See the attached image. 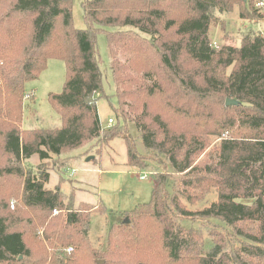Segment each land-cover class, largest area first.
<instances>
[{
  "label": "trees",
  "instance_id": "16d2710c",
  "mask_svg": "<svg viewBox=\"0 0 264 264\" xmlns=\"http://www.w3.org/2000/svg\"><path fill=\"white\" fill-rule=\"evenodd\" d=\"M256 1L81 0L89 27L77 28L73 0H0V161L6 156L0 163V264H64L61 255L37 257L44 246L41 226L52 246L75 247L67 264H247L242 255L264 261V34L249 29L240 44L219 48L210 37L215 11L237 6L242 19L264 18ZM125 25L131 28L106 29ZM100 31L107 32L113 59L118 115L136 124L147 150L185 172L178 181L190 202L211 188L218 194L193 212L170 194L167 176L160 174L150 201L112 226L104 250L92 248L86 205L75 208L60 186L46 187V169L32 172L23 162L35 154L41 160L64 155L103 136L124 139L127 163L146 167L125 124L103 133L95 45ZM51 57L67 66L64 90L50 96L62 126L23 128L26 83ZM227 98L237 103L227 104ZM152 100L160 111H149ZM170 121L189 123L188 131L173 129ZM208 134L220 138L215 158L194 164ZM63 158L68 168L71 157ZM57 209L65 214L54 216ZM22 210L25 224L16 215ZM179 214L218 217L232 228L250 223L252 229H239L247 239L240 249L231 252L220 243L207 248L200 233L178 223Z\"/></svg>",
  "mask_w": 264,
  "mask_h": 264
},
{
  "label": "rangeland",
  "instance_id": "374dc122",
  "mask_svg": "<svg viewBox=\"0 0 264 264\" xmlns=\"http://www.w3.org/2000/svg\"><path fill=\"white\" fill-rule=\"evenodd\" d=\"M259 1L261 0L256 1V7L264 14V6H257ZM215 15L218 19L210 28V37L212 45L216 48L223 44H240L243 33L249 29L264 34V18L242 19L237 6L234 11L228 13L215 11ZM73 24L77 28L89 27L81 0H73ZM128 28H131V26L106 27L107 30ZM95 45L103 75V88L97 93L103 95L97 100L103 133L104 130L116 124H125L129 134L135 139L139 151L145 155L143 162H145L146 167L141 169L138 166H130L127 163V146L124 139L114 138L109 141L103 139V136L85 142L82 147L64 153V155L52 153L51 157L41 160L39 155L35 154L23 162L25 167L32 172H35L38 166L46 169L50 173V179L46 183V187L53 189L56 186H60L68 197L73 198L75 208L82 207V204L86 205L83 207L87 208L90 215L89 236L92 248L104 250L108 247V236L112 226L122 223L127 215L126 212L132 211L138 204L150 201L155 179L160 174L167 176V187L170 194L177 196L193 212L210 206L217 200L218 194L215 188H211L209 192L193 197L191 202L185 197L178 181L184 176L185 172H176L163 154L147 150L136 124L132 121H126L125 123L124 117L116 112L115 108L120 106L116 99L117 83L112 75L113 59L106 31H100L95 34ZM66 80L67 66L65 60L60 57H51L48 60L47 67L40 76L26 83L25 90L30 96L25 100L23 128H54L62 126L61 116L52 105L50 96L52 93H62ZM214 107L218 109L216 105ZM137 108L138 112H142V103L138 104ZM161 109L162 106L159 101L152 100L150 102V112H157ZM204 110L205 108H200V111ZM109 118H113L114 121L108 124ZM147 121H150V119L147 118ZM170 125L173 129L188 131L186 127L189 126V123L185 122L183 124L180 121L173 123L170 121ZM219 142L220 138L217 135L208 134L206 136V146L196 156L194 164L210 162L215 158ZM65 156L71 157V159H67L69 161L68 168L63 165L65 164V161H63ZM5 157L1 159L0 163L4 161ZM142 172H149L147 179H140L139 173ZM8 192L10 190L3 191V194ZM59 214L64 215L65 212L54 210V216ZM16 215L25 224L27 212L22 210L21 214L17 213ZM59 218L62 219L63 216ZM177 221L185 228H192L198 234L200 233L202 236L201 240L207 248L213 243H220L231 252L234 249H240L244 246V242L247 241L246 237L239 232V229H252V224L250 223H242L238 227L232 228L218 217L202 214H179ZM43 230L44 227L41 226L37 232L39 240L44 245L40 252L37 253V257L47 256L50 261L53 259L52 254L61 255L64 264L76 257V249L73 245L74 251L72 253L66 251L71 245L67 247H62L59 244L52 246L45 235H43ZM242 256L246 259L247 264H264V261L258 258Z\"/></svg>",
  "mask_w": 264,
  "mask_h": 264
},
{
  "label": "built area",
  "instance_id": "2783aa9c",
  "mask_svg": "<svg viewBox=\"0 0 264 264\" xmlns=\"http://www.w3.org/2000/svg\"><path fill=\"white\" fill-rule=\"evenodd\" d=\"M257 6L263 7L264 6V0H261V1L257 2ZM113 121H114L113 118H109L108 119V124L112 123ZM148 174H149V172L148 173L142 172V173H139V177H140V179H147L148 178ZM55 211H58V210H55ZM66 251L69 252V253H72L74 251V248L72 246H70V247L67 248Z\"/></svg>",
  "mask_w": 264,
  "mask_h": 264
},
{
  "label": "water",
  "instance_id": "95a60500",
  "mask_svg": "<svg viewBox=\"0 0 264 264\" xmlns=\"http://www.w3.org/2000/svg\"><path fill=\"white\" fill-rule=\"evenodd\" d=\"M226 103L227 104H233V103H237V101L234 99H231V98H227Z\"/></svg>",
  "mask_w": 264,
  "mask_h": 264
}]
</instances>
